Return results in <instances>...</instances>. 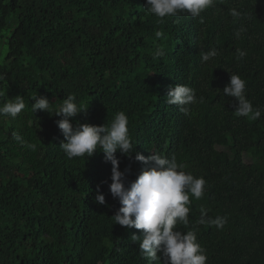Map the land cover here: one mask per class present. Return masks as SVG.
I'll list each match as a JSON object with an SVG mask.
<instances>
[{"label": "trees", "instance_id": "trees-1", "mask_svg": "<svg viewBox=\"0 0 264 264\" xmlns=\"http://www.w3.org/2000/svg\"><path fill=\"white\" fill-rule=\"evenodd\" d=\"M199 22L202 44L220 52L207 62V48L186 36L189 22L161 20L141 0H0V81L26 109L0 116V264H145L108 207L95 202L98 186L107 202L105 154L69 160L50 115L33 113L31 98L55 105L74 95L87 109L82 120L97 126L124 111L133 153L147 155L141 106L130 96L163 71L204 98L187 106L186 130L161 133L166 156L206 181L201 199L189 194V225L178 222L177 230H195L206 264H264V0H213ZM157 48L162 56L152 54ZM237 49L246 56L237 60ZM231 73L246 81L259 119L237 116L236 99L223 95ZM201 208L226 217L224 228L199 223Z\"/></svg>", "mask_w": 264, "mask_h": 264}, {"label": "clouds", "instance_id": "clouds-1", "mask_svg": "<svg viewBox=\"0 0 264 264\" xmlns=\"http://www.w3.org/2000/svg\"><path fill=\"white\" fill-rule=\"evenodd\" d=\"M146 13L167 21L184 19L186 36L195 46H205L201 42L202 12L213 4V0H141ZM233 15H237L235 10ZM239 35V33H237ZM162 31H156L155 37L162 38ZM208 50L201 53L202 62H207L220 52L205 46ZM155 56H162L163 49L157 48ZM246 56V52L237 49V60ZM0 79H3L0 76ZM246 81L231 73L229 84L223 89L225 97H234L237 116L259 119L261 110L254 109L245 96ZM157 97L149 98L151 91ZM140 106L143 113V125L140 133L142 141L151 148L147 155L133 153L134 142L130 136L129 120L124 111L117 112L110 123L102 126L83 121L81 113H86L82 105L75 102L74 95H68L59 104L50 102L46 96H32L33 113L50 115L51 130L60 148L71 160L75 157H91L97 150L105 154L103 178L108 179L107 197L100 193L99 186L95 202L107 206L114 225H120V231L129 235L132 244L137 246L135 259L141 258L145 264H206L207 256L197 242L195 230L182 232L177 230L178 222L189 225V194L201 199L205 192L206 181L186 172V165L178 163L175 156H166L161 133L170 136L188 128L187 106L197 101L195 90L186 86L183 77L176 72L163 71L151 74L143 87L130 96ZM23 96L14 97L6 85L0 81V116L15 118L26 109ZM13 138L26 148L35 151L36 145L24 140L18 133ZM162 148V153L155 152ZM155 150V151H154ZM126 161L140 164L133 172ZM74 191V190H73ZM209 210L201 208L199 223L208 224L222 230L227 223L226 217H209ZM143 231V232H142ZM47 239V236H45ZM107 260L111 258L109 254Z\"/></svg>", "mask_w": 264, "mask_h": 264}, {"label": "bare ground", "instance_id": "bare-ground-1", "mask_svg": "<svg viewBox=\"0 0 264 264\" xmlns=\"http://www.w3.org/2000/svg\"><path fill=\"white\" fill-rule=\"evenodd\" d=\"M85 206V205H84Z\"/></svg>", "mask_w": 264, "mask_h": 264}]
</instances>
